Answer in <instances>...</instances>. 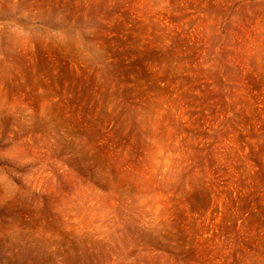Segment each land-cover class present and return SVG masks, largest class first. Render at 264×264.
<instances>
[{"label":"rangeland","instance_id":"rangeland-1","mask_svg":"<svg viewBox=\"0 0 264 264\" xmlns=\"http://www.w3.org/2000/svg\"><path fill=\"white\" fill-rule=\"evenodd\" d=\"M0 264H264V0H0Z\"/></svg>","mask_w":264,"mask_h":264}]
</instances>
